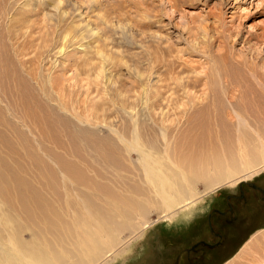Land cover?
Segmentation results:
<instances>
[{"label":"rangeland","instance_id":"rangeland-1","mask_svg":"<svg viewBox=\"0 0 264 264\" xmlns=\"http://www.w3.org/2000/svg\"><path fill=\"white\" fill-rule=\"evenodd\" d=\"M9 1L16 6L9 10L11 16L27 11L29 14L28 27L16 29L19 35H26L19 37L25 45L24 52H28L24 60L19 61L15 53L12 54L11 39H3L11 49L5 44L0 48L1 58L16 61L12 64L6 60L10 67L6 61L7 64L1 65L18 71L22 86L17 93L9 92L7 79L1 83L4 90L0 93V243L7 250L13 241L19 246L21 253L20 257L16 255L15 264H33V255L50 258L56 254L60 261L74 263L84 249L74 248L73 238L83 239L86 247L94 251L95 263L103 259L105 264H171L181 246L202 238L214 240L206 222L210 209H223L225 194L234 192L239 184L264 183V149L259 145H264V115L253 116L249 127L245 125L241 137L249 144L247 140L245 143L231 141L237 171L231 177L219 178L217 184L209 187L206 177L186 179L170 163L166 155H173L171 148L177 144L179 130L171 124L163 128L169 123L161 122L162 112L167 110L172 116L175 106L186 101L182 92L184 81L189 82L187 91L201 94L211 60L220 61V54L230 57L229 63L237 68L240 64H235L236 59L252 61L264 71V0ZM0 4L1 13L4 0H0ZM33 11L36 14L33 15ZM10 15L4 19L5 16H0L7 20L0 25L5 32L15 30L9 25L8 18L14 17ZM42 18L51 25L48 32H40L41 36L47 32V41L44 36L38 39L37 33L33 39V32L37 30L33 31V20ZM65 34L68 36L62 39ZM98 49L100 53L96 54ZM33 65H36L37 75L40 73V83L47 95L36 89ZM51 75L59 79L54 83L56 91L49 89L47 79ZM155 91L159 94L154 97ZM218 92L216 87L215 94ZM57 94L68 108L62 111L64 116L51 108L58 105ZM7 95L13 96L9 99ZM47 96L53 99L49 101ZM17 98L21 101L20 115L5 110L6 105ZM152 98L155 99L150 101ZM166 98L171 101L167 102ZM22 104L32 111L35 105L40 116L46 119L44 129L29 121L13 119L19 115L20 119L27 120L24 117L27 108ZM135 128L140 134L136 146L132 139ZM140 152L148 157L147 164L163 169L159 175L167 183L180 181L179 185H185L180 200L193 192L198 200L177 207L159 219L157 217L165 213L163 204L141 210L132 207L130 204L144 201L150 195L162 201L152 192L155 182L151 180L152 175L144 171L145 163L140 158L144 153ZM244 155L248 160L243 159ZM244 186L249 204L243 211L235 209L225 216L217 211L211 214L216 230L233 242L231 253L217 258L214 264H243L247 263L244 257L256 259L262 255L264 258V203ZM115 207L118 210L113 211ZM196 209L200 212L196 220H186ZM121 211L125 215L120 216ZM100 219H110L109 225L114 228L113 247L112 244L107 246L108 238L98 234L95 228L94 224ZM146 220L153 222L141 229ZM67 237L69 240L64 242ZM124 240L128 241L123 244ZM58 241H61L60 247ZM111 247V255L103 257ZM68 254H73L72 260H67ZM4 255L5 263L2 261L7 264L9 254ZM60 255H64L63 258Z\"/></svg>","mask_w":264,"mask_h":264},{"label":"bare ground","instance_id":"bare-ground-1","mask_svg":"<svg viewBox=\"0 0 264 264\" xmlns=\"http://www.w3.org/2000/svg\"><path fill=\"white\" fill-rule=\"evenodd\" d=\"M13 6H15V5L13 4ZM13 6L11 5V2L9 0L8 1L4 0V5L1 7L3 12L0 13V14H3V15H0V16H5L4 15L5 14L4 11H6V13L8 14L9 10ZM24 9H25L24 11H26L27 8H24ZM31 10H33V9H31ZM31 10L29 11V13H31ZM35 11H36V9H35ZM35 11H33L34 12L33 15L36 14ZM13 12H14V10H13ZM39 13H40V11H39ZM7 14H6V16L10 15V14H8V15ZM11 14H12V12H11ZM27 14H28V11H27V13L26 12H22L20 14H16L17 16H14V15H12V16L10 15L9 16V17H13L14 16L13 18H8L7 17L8 18V22H10L9 25L11 27H13V29L15 28V30H8L7 32H5V31L2 30V27L0 28V48H1L2 45H4L6 43L5 42L6 40L4 38L11 39V44H12L11 46H13V50H14V52H12V54L15 53L14 54L15 57L17 56V60H19V61L24 60L23 58H25L26 55L28 54V52L27 53L24 52V50H25L24 46L25 45L23 46L21 41H19V39H20L19 37L22 36V35H25V34H20L19 35L17 33L18 28L21 29V27H23L24 25H27V23H26L27 22V16L29 15V14L28 15ZM6 16L3 17V19L6 18ZM3 19L1 18L2 21L0 20L1 21L0 25H1V23L3 21L6 20V19L5 20H3ZM61 20L63 21V19H61ZM6 22H7V20H6ZM3 23H5V22H3ZM16 24H20V26H18ZM50 26L51 25H49L47 23L45 18H42L40 21H39V19L33 20V31L35 29H37L35 32H33V39L35 37H37V35L34 36V34L37 33L38 34V37H37L38 39H39V37H43L44 36V38L47 41L46 37L48 35L47 34L48 30L51 29ZM26 27H28V25ZM46 30H47V32L45 34H43V36H41L42 34H40V32L41 31L45 32ZM263 31H264V29H263ZM258 34H260V33H258ZM67 36L68 35L65 34L62 39H64ZM254 37H252V38H254ZM257 37L261 38L259 36H257ZM3 39L5 40L4 41L5 43L3 42ZM40 39H43V38H40ZM263 39H264V37H263ZM20 40H22V39H20ZM22 42H23V40H22ZM262 42H264V41H262ZM25 44H26V42H25ZM5 45H7L8 49H9L10 46L8 44H5ZM11 48L12 47H10V49ZM3 51L5 52V50H3ZM27 51H28V49H27ZM9 53H10V51H9ZM33 53H35V52H33ZM97 53H100V50L98 52L96 51V54ZM228 53H230V51L227 52V54ZM2 55H4V54L2 53ZM7 55H8V53H7ZM7 55L5 54V56H7ZM37 55L40 56V53H38ZM234 55L235 54H233V57H234ZM244 55H243V57H244ZM29 56H28V58H29ZM248 56H250V55L248 54ZM219 57H220V61H216L214 59L211 60V64H210L211 68L209 69L208 74L207 75L205 74L206 75L205 76V80H203V85L202 86L204 88L202 89V93L199 94V95L191 94L189 90H188L189 91V93H188L187 89L189 87V82H187L188 80L186 82L184 81L185 84L182 85V90H183L182 92L184 94L183 97H184V99L186 101L184 103H182V104H180V103L177 104V105L174 104L176 106L174 108L172 116L169 114V112L167 110L163 111L162 112V120H161L162 123L165 122V121H167L169 123V124L166 123L167 126H165L163 128L167 129L169 127V125L171 124V125H174L173 127H175V129L179 130L178 133L176 134V139H178L177 144L174 147L172 146V148H171V150L173 152V155H170V154L168 155V153L166 152L167 153L166 156H167V158H169L170 163L175 166L176 172L184 174L186 176V179H192L194 177L195 178H198V177L204 178V177H206L207 180H208L207 186H209V187H212V185L217 184L220 181L219 178H221V177H224V178L231 177V175L237 171V169H235L236 167H234V164H233L236 159L234 157L235 155H233V153H232L231 141L233 139L234 142H238V141L240 142V140H242L241 135L243 133V129H245V125H246V127L247 126L249 127V125H250L249 120L253 119V116H257L258 117V116L264 115V71L259 70V68L257 67L258 65L256 64L257 66H254L252 64L254 62H252L250 60H249L250 62H248V61L243 62L242 60H241L242 62L240 60L236 61L238 59L234 60L235 64L238 63L237 66L240 64L239 68H237L236 66H234V64L229 63L228 59L230 60V57L228 58L226 56V54H224V55L220 54ZM239 57H240V55H239ZM28 58H27V61H28ZM37 58H38V56H37ZM103 58H104V56H103ZM235 58H237V57H235ZM245 58H247V57H245ZM6 60H7V57H3L2 56V58H1V54H0V76H1L0 77V84L3 83V81L5 82L8 79L6 81V83H5L6 86H7V90H9V92H13V93H15V91H16V93H17V91H19V89L22 90V86L19 85L21 80L18 79L19 78L18 71H15L14 69H13L14 71L10 70V68H6V66L4 65V64L9 63L7 61L11 62L12 59L11 60L8 59L7 61ZM232 60L230 62H233ZM5 61L7 63H5ZM13 61H15L14 58H13ZM13 61L11 63L12 64H16L15 63L16 61L14 63H13ZM22 62L24 63V61H22ZM30 62H31V57H30ZM2 63H4V64L1 65ZM27 63H29V61ZM32 63H33V61H32ZM25 64H26V59H25ZM261 64H262V62H261ZM36 65H38V64H36ZM36 65H33V76L29 72L28 73L29 74L28 77L29 78H30V76L33 77V82L37 86V88H36L37 91L47 95L48 93L46 92L45 87L43 89L42 84L40 83V81H42L40 76H39L40 73L37 75V71L35 70L36 68L34 66H36ZM2 66H3V68H2ZM23 66L25 67V65H23ZM8 67H10V63H9ZM1 68H2V70H1ZM17 68H19V67H17ZM3 69H4V71H3ZM100 70H98V71H100ZM35 71H36V73H35ZM12 72H14V74H12ZM15 74L18 75V76H16ZM13 75L16 76L17 78L14 77ZM58 80L59 79L56 76H52V75L49 76L48 79H47V82L49 84V89L52 88L54 91H56L57 84L54 85V83L55 82L57 83ZM0 86H2V84ZM43 86H44V84H43ZM216 87H218V90H219V92H218L219 94L216 93L217 95L215 94ZM8 88H12V91H10V89H8ZM142 89H143V87H142ZM3 90H4V85L0 88V93ZM56 93H59V92H56ZM2 94H4V93H2ZM7 94H9V93H7ZM20 94H21V92H20ZM158 94H159V92H157V94H156V91H155L154 97L157 96ZM15 95L17 96V94H15ZM58 95L59 94H57V96H56L57 97L56 98V102H58L57 103L58 105H56V106L52 105L51 108H53V111L55 110L56 113H59L58 115H63L64 116L63 112L68 111V108H67V106H65L62 103V101H61V99H59L60 97H58ZM12 96L13 95H11L10 97H12ZM8 97H7V99H8ZM10 97H9V99H10ZM2 99L4 100L5 98L2 97ZM17 99L12 100V101L10 100L13 103L12 104H8L9 103L8 102L7 103L8 105H6V108L4 107L5 110L10 112L11 114L18 113L19 110H20L19 106L21 105V101H19L20 98L18 100ZM52 99L53 98L47 96V100L51 101ZM153 99H155V98H152V99H149V100L151 101ZM156 100H154V101H156ZM158 101H159V99H158ZM166 101L169 102L171 100L167 99ZM177 102L178 101H176L174 103H177ZM221 102H225L226 106H224L225 104H223V106L225 108L222 106ZM2 103H3V101H2ZM4 103H6V102H4ZM25 104H26V102H25ZM30 105H31V103H30ZM22 106H23V104H22ZM24 106L26 107V105H24ZM34 106H33V111L31 109L27 108L28 105L26 107L27 109L24 108L25 109L24 110L25 114L24 113L23 114H24V117L27 120H25L24 118L20 119V116H19L20 113H18L19 114L18 117L17 116H13V119L16 117L19 122L29 121L31 124L33 123L34 126H41L42 129H44V126H42V125H43V123H45L46 119L40 116L39 112L35 109ZM150 107H152V105ZM51 118H52V116H51ZM48 119H49V117H48ZM154 119H155V117L151 118V120H152L151 122L152 123H154ZM6 120L8 121L9 119L7 118ZM158 121L160 122V120H158ZM30 123H29V125H30ZM149 125H151V124H149ZM36 128H38V127H36ZM158 129H159V126H158ZM166 131L167 130H165V132ZM42 133L44 135V132H42ZM257 133H255V134H257ZM138 134H139V132L138 133L136 132V128L133 129L132 139L135 140L134 146H136L138 144L137 143V139H138V136L140 135V134L139 135ZM47 135H49V134H47ZM163 136H164V134H163ZM257 136H259V135H257ZM260 138H262V137H260ZM140 139H142V138H140ZM246 140L247 139H244L242 141H244V143H245ZM258 140L261 141V139H259V137H258ZM248 142L249 141L247 140L246 143H248ZM248 144H246V147H247ZM240 145H241V143H240ZM259 145L264 149V145H261V143ZM242 147H243V144H242ZM164 148H165V146H164ZM248 148H249V145H248ZM237 149H238V147H237ZM245 149H247V148H245ZM141 151H143V150H141ZM238 151H241V150H238ZM238 151L235 150V152H238ZM245 151H243V152H245ZM140 153H144V152H140ZM260 154H262V153H260ZM243 157H245V155ZM140 158H141L142 162L145 163V164H143L144 165L143 166L144 167V171L146 173H148L149 175L151 174L152 178L151 177H149V178H151V180H153V183L155 182L154 185H153V187L155 189L152 192L154 193V195L160 196L162 198V201L154 200V199L151 198L152 195H150V196L148 195L149 197L145 198L144 201H138V202L130 204L132 207H134V208L136 207L137 210H141L142 207H146L147 208V206H149V205H153V204H157V203L160 204V205L163 204L165 206V213H163L164 215H161V216L157 217V219H159L160 217H164L165 214L171 213L172 210L176 209L177 207L187 206L189 203H194V201L196 199L198 200V197L195 196L196 193H194V192L191 195H189V196L185 197L184 199L180 200V198L182 196H184V192L183 191H185V185H183V184L179 185L178 183L180 181L177 182V183L176 182L175 183L174 182L167 183V180L165 178H161L160 175H159V172L163 171V169L157 168L156 164H155L156 167L152 163L151 164H149V163L147 164L145 161H148V157H146L145 153L143 154V156L140 155ZM243 159H247V158L245 157ZM165 160H167V159H165ZM247 160H246V162H247ZM241 161H243V160L241 159ZM246 164L248 165V162ZM247 168H248V166H247ZM171 172L176 174L175 171L171 170ZM159 178H161V179H160L159 183H157V180ZM172 183H174V184H172ZM160 187H162V189H160ZM174 203H176L175 206H174ZM184 208H187V207H184ZM112 209H113V211H115V210H118V207H115V208H112ZM137 210H135V211H137ZM115 215H118V213L117 214L115 213ZM119 215L123 216V215H125V213H123L121 211L119 213ZM109 220L105 221V219H100V220H97V222L94 224L96 230H98V234L106 236L108 238L107 246H109L108 244L111 245L112 243H114V239H113L114 228H113V226L109 225ZM152 222L153 221H151V220H146L145 222H142L140 228L144 229L149 224H151ZM64 227H67V226H64ZM61 230H63V229L61 228ZM67 231H68V233H70V231L68 229H67ZM71 231H74V229L71 230ZM63 236H64V234H63ZM76 236H78V235L76 234ZM9 239H8V241H11ZM67 239H68V237L66 238V240L64 242H67ZM82 240L83 239H80V238L71 239L72 245H73L74 248L78 247V248L84 249L83 251L79 252V255L76 256V259H75L74 263H71L69 261L66 262L65 260L60 261L61 258L57 259V256H56L57 254L55 255L56 257L54 256V257H50V258H49V256L44 257L42 255H39V256L33 255V258H31V260H32L33 264H86L87 262H91L90 264H105V262L102 263L103 259H101V261L98 260V262L95 263L97 261V259L95 258V254L93 253L94 251L91 252L92 250H90L88 246L86 247V244ZM127 241L128 240H124L123 244L126 243ZM59 242H61V241H58V244H59V247H60V243ZM45 246L47 247V245H45ZM53 246L55 247V244ZM105 246H103V247H105ZM113 246L114 245L112 244V247ZM112 247H111V249H108L107 251H105V253L102 256L103 257L104 256L105 257L110 256L111 255V251L113 250ZM10 250H11V252H10ZM45 251H46V253H48L47 250H45ZM5 252H7L9 254V256L7 257L8 258L7 259V261H8L7 264H15V260H17L16 255L19 256L20 253H21L19 251V246L15 243V241H13V244H12L11 248L10 249L8 248V250L2 248L1 247V243H0V254L2 255V256L0 255V263H2V264L5 263V259H4V256H6V255H4ZM39 253H40V251H39ZM50 254H52V253H49V255ZM72 255L68 254L66 256L68 258L67 260H69V259L72 260V258H71ZM60 256H62V258H63L64 255H60ZM259 257H260V259H258ZM259 257L256 258V259H252V258L249 259V258L244 257L243 260H246L247 263L245 262L243 264H255V263L259 264L258 262H264V258H262V255L259 256ZM2 260L4 261V263H3ZM229 264H231V263H229Z\"/></svg>","mask_w":264,"mask_h":264},{"label":"flooded vegetation","instance_id":"flooded-vegetation-1","mask_svg":"<svg viewBox=\"0 0 264 264\" xmlns=\"http://www.w3.org/2000/svg\"><path fill=\"white\" fill-rule=\"evenodd\" d=\"M244 185L252 191L253 196H255L254 198L264 203V183L259 184L256 181H247V184H239L234 192L225 194V207L223 209L214 207L207 214L206 222L208 230L215 239L209 240L202 238L191 245L181 246L178 249L179 254L174 256L171 264H214L217 258L227 256L231 253L233 242L225 234L216 230L211 214L217 211L225 216L227 213L234 212L235 209L243 211L246 205L249 204ZM199 213V209L193 212L191 211L186 220H196V216ZM226 220L229 221L231 219L227 218Z\"/></svg>","mask_w":264,"mask_h":264}]
</instances>
